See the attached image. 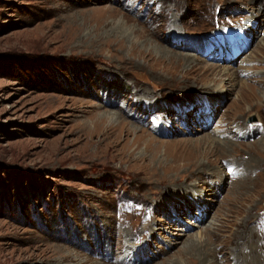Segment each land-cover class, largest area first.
Returning <instances> with one entry per match:
<instances>
[{
  "label": "rangeland",
  "instance_id": "1",
  "mask_svg": "<svg viewBox=\"0 0 264 264\" xmlns=\"http://www.w3.org/2000/svg\"><path fill=\"white\" fill-rule=\"evenodd\" d=\"M0 264H264V0H0Z\"/></svg>",
  "mask_w": 264,
  "mask_h": 264
},
{
  "label": "bare ground",
  "instance_id": "2",
  "mask_svg": "<svg viewBox=\"0 0 264 264\" xmlns=\"http://www.w3.org/2000/svg\"><path fill=\"white\" fill-rule=\"evenodd\" d=\"M172 26H173V25H172ZM166 54H167V53H166ZM166 54H165V55H166ZM130 131H131V130H130Z\"/></svg>",
  "mask_w": 264,
  "mask_h": 264
}]
</instances>
